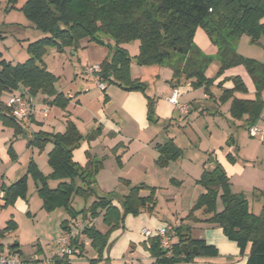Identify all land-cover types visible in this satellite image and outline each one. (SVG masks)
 Instances as JSON below:
<instances>
[{"label":"trees","instance_id":"trees-1","mask_svg":"<svg viewBox=\"0 0 264 264\" xmlns=\"http://www.w3.org/2000/svg\"><path fill=\"white\" fill-rule=\"evenodd\" d=\"M16 1L7 0L12 5ZM21 12L29 26L41 32L44 37L27 44L28 58L23 63L12 64L0 56V96L8 93L33 98L40 94L47 99L52 98L48 105L65 110L69 98L56 91L57 77L48 72L43 63L48 48L63 53L65 48L76 49L82 39L102 44L103 37H109L116 47L110 57L99 64L100 70L97 73L98 81L104 85H114L126 92L144 93L145 85L131 78V58L121 47L137 40L139 52L134 57L135 63L138 66H168L172 70L173 79L169 83L172 87L184 80L192 89L202 88L207 95L210 94L209 89L215 78L230 68L244 67L255 87V99L236 98L234 93H246L247 90L241 78L231 77L228 80L233 87L222 90L219 101L221 104L230 102L229 112L233 118L246 116L249 128L261 119L264 112L261 100L264 64L239 55L236 45L239 38L245 35L250 43L264 47V0H26ZM197 29L203 30L215 46L214 58L204 54L195 45ZM214 60L218 64V71L214 78H208L205 73ZM146 99L147 121L155 124L158 122L155 115L156 100L148 96ZM0 120L14 128V136L25 133L26 123L16 120L9 109L2 105ZM100 130L101 127H97L83 136L76 125L67 120L62 133H34L29 146L43 149L49 143L52 145L47 154L50 175L43 176L30 161L25 175L1 188L4 206L12 205L17 198H25L27 179L28 176L32 177L42 209L47 212L60 209L68 213L72 223L64 221L63 232L69 231L80 217L84 225L82 236L90 241L89 246L98 258L106 247L109 234L123 226L127 215L151 214L156 203L155 189L122 181L129 187V191L120 200L121 209L115 207L109 197L97 198L79 212L72 209L74 197L85 201L92 197L95 176L102 167V162L89 154L86 155L85 165L77 164L73 161V151L82 141L97 138ZM156 150L154 164L158 168H166L182 156V151L171 140L164 145H157ZM8 154L15 160L12 147ZM226 157L231 163L235 161L231 154ZM49 179L57 182L54 188L50 187ZM170 182L175 184L173 180ZM195 183L202 189V193L184 220L220 228L223 235L236 244L241 255L250 245L245 264H264V204L259 215L250 213L245 198L231 191L229 178L216 163L212 170L204 169ZM142 191H148V194L142 196ZM218 201L222 206L220 211H217ZM197 211H202L207 217L200 221L195 216ZM98 215L102 218V224L108 228L105 233L100 232L93 223ZM10 227L12 225L9 222L8 227L0 231V237ZM190 231L186 225L174 227L177 242L173 245L170 258L165 257L166 251L160 247L157 237L147 239L148 252L155 263L192 262L196 257L192 252L194 247L198 250V256L218 255L214 246L207 245L203 240L191 239ZM77 243L73 241V245ZM182 244H187L185 250L181 248ZM17 247V244L10 246L13 254ZM84 252L85 248L80 245L78 256ZM62 260L68 261V258ZM62 260L55 259L53 264H61ZM97 262L98 259H94L87 264Z\"/></svg>","mask_w":264,"mask_h":264},{"label":"rangeland","instance_id":"rangeland-1","mask_svg":"<svg viewBox=\"0 0 264 264\" xmlns=\"http://www.w3.org/2000/svg\"><path fill=\"white\" fill-rule=\"evenodd\" d=\"M25 1L26 0H17L12 5L9 4L7 0H0V56L6 62L12 64L23 63L27 60V43L44 37L41 32L29 26V22L21 12V8ZM197 33L195 45L198 48L203 46V51L205 50L204 52H207L209 55L211 49L206 47L207 42L204 39L207 38L204 31L197 29ZM200 35H204L202 42ZM115 47V43L111 38L103 37L102 44L90 42L86 38L79 42V46L76 49L65 48L63 53H58L54 48H48L44 59H48L53 66L58 63L52 72L57 77V82L55 84L56 91L64 94L72 93L76 95L77 86L81 83L83 87L90 89V93H94L95 95L92 79L89 76H85L84 70L93 66L95 62L103 59L107 54L111 55ZM121 47L126 50L131 58V78L135 79L140 76L138 81L145 85L144 94L146 96L151 98L161 97V93L168 88L169 83L173 79L172 70L166 65L155 64L138 66L134 61V57L139 52V42L137 40L125 43L121 45ZM236 50L242 57L253 59L264 64V47L250 43L247 36L243 35L239 38ZM59 54H61V60L56 59V55ZM211 57L214 58L213 56ZM239 67L242 69L241 71L246 72L244 67ZM217 71L218 64L214 60L207 68L205 74L208 78H214ZM239 71L235 72L238 73ZM225 72L219 78H215L213 85L209 89L210 94L206 95L203 89L201 91L195 89L193 96L185 98L186 102L189 104L200 103V100L202 102L201 107L198 106V104L190 106L189 122L186 119H182L179 123H173L167 128L162 122H156L155 124H150L148 122L147 127H149L148 131L153 132L154 140L158 141L160 144H164L168 140L166 136H169V138L172 137L174 140L173 143L182 151V156L177 160H180L181 167L186 170L191 177H199L203 164H208L216 154V158H218L219 163L223 164L224 167L222 166V168L229 178L231 191L241 194L245 198L250 213L259 215L264 204V120H259L254 125L260 132L256 135H250L248 131L249 127L244 117L235 119L231 116L229 111L227 112L222 109L218 112L219 105L226 104H221L219 101V97L222 93V86L226 87L228 85L227 79L224 78V76H226ZM245 81L247 83V87L245 86L247 90L246 93L236 92L234 94L235 97L238 99H255V93H250L249 91L251 89L250 82L247 78ZM109 86L110 85L105 84V87L108 88ZM99 93L103 97V93ZM8 97V93H4L0 96V106L7 105ZM35 97V115L37 117L40 113V104L38 103H40L39 100H41L43 96L39 94ZM48 99L52 100V98ZM262 101L264 103V93ZM94 106L97 107L96 109H99V107L103 108V101L99 104L95 101ZM43 108L46 109L44 111H48L47 114L49 116H52V114L56 112L55 109L57 107L49 108L46 106ZM84 116L86 117L87 115ZM25 123L29 122L25 121ZM79 127L82 133H85L88 128L83 125H79ZM26 128L27 130L23 135L14 136V128L4 124L2 120H0V137L4 136V134L11 135L5 145H0V149L3 148L5 151V154L0 151V231L8 227L9 222L10 226L12 225V227L4 232L3 237H0V254L3 256L13 254V250L10 246L17 244L18 247L14 249V255L17 256L23 264H42L44 262L53 264L55 259H63L58 254L56 242L63 230L62 223L64 221L72 223L68 213L60 209L52 212L43 210L41 200L36 193L35 183L30 176H28L27 179V192L25 198L19 197L15 200L14 204L4 206L1 194V188L3 186L13 184L27 173V166L30 161L37 166L43 176L48 177L51 173V169L47 163V154L51 150L52 145L49 143L45 145L43 149H37L36 147L29 146V142L36 132H52V130H55L54 125L47 123L42 128L35 124L29 126L26 124ZM94 140L97 142L92 145V148L90 147L91 154L97 155L96 158L95 156H93V158L101 161L102 167L95 176L96 182L93 187L92 197L88 198L86 201L77 196L74 197L71 207L76 212L87 208L97 198L109 197L113 199L114 196H118V191L115 192L117 181L113 179L114 174L120 171L122 164H126V161H130L131 165L137 163V153L132 156L131 154L138 150L131 141L121 138L115 140L110 137H97ZM120 142H122V144H120ZM228 143H231L228 152H230L235 159L233 163L229 162L226 157L228 154L226 151ZM123 145L124 148L122 147ZM10 147H12L15 152V160H12L8 154ZM211 154L214 155L211 156ZM129 165H126L125 168ZM189 181L190 178L185 179L183 183L177 182L176 180L175 184L169 182L166 188H155L154 196L156 203L151 215L156 216L158 219H162L166 216L167 218L169 217V220H172L171 214L174 211L179 212L182 210L181 203L180 200L169 201L166 196L172 195L176 197L178 189L182 184L185 182L189 183ZM48 183L51 188H54L57 184L56 181L51 179L48 180ZM192 183V188L197 189L199 187L194 181ZM142 192L148 194V191ZM202 213V211H197L195 212V216H201ZM186 215H182L181 218H184ZM129 216L136 219L141 216V214ZM97 219L98 225L101 227L103 225L101 216L98 215ZM77 220L82 223L80 217H78ZM145 229L151 228L145 227ZM85 250L88 251L86 259H92L90 252L93 249L89 246L86 247ZM124 256L133 261L136 258L135 252L131 250V248L127 249ZM200 257L201 256H196L194 259ZM68 259L72 260L73 257H69ZM194 259L192 262H180L176 264H198L194 262ZM134 262L133 264H135ZM61 264H69V261L62 260Z\"/></svg>","mask_w":264,"mask_h":264},{"label":"crops","instance_id":"crops-1","mask_svg":"<svg viewBox=\"0 0 264 264\" xmlns=\"http://www.w3.org/2000/svg\"><path fill=\"white\" fill-rule=\"evenodd\" d=\"M197 30L194 36V43L195 37L197 36ZM206 36V35H205ZM204 38V35H200L201 42ZM207 38V36H206ZM207 42L206 47L210 48L211 51L209 55L207 52L203 51V46L200 49L204 54L208 56H215L216 48L211 44L209 39H204ZM29 43V42H28ZM27 43V44H28ZM58 54V53H56ZM57 60H61V54L56 55ZM110 57V55L104 56L103 59L95 62L94 65H99L103 60H106ZM48 59H43V63L45 68L48 72L52 73L54 71L53 64ZM59 62V61H58ZM240 70V71H239ZM242 69L238 67L228 69L224 76L225 79L228 81V85L222 86L223 89H231L233 84L230 80L231 77H240L241 80L246 84L245 79L250 82L251 89L249 90L250 93H255V87L252 83L250 77L246 74L245 71H241ZM235 71H239L236 73ZM245 73V74H243ZM53 74V73H52ZM85 76H89L92 79L94 88H95V95L94 93H90L91 90L83 87L81 83L77 86V93L76 95L64 94L62 93L65 98H69L68 106L65 110H61L58 107L55 109L56 112L49 116L47 113L48 111H44L43 107H55L50 106L47 103L51 101V99H47L44 96L41 97L39 100L40 103V110L39 115L36 117L35 112V103L34 100L36 97L31 98L33 100V114L29 121L26 123L29 125L35 124L38 127H44L45 124H53L54 129L51 131H43L48 133H62L65 130V122L67 120H71L81 133V135H86L90 131L96 129L97 127H101L100 135L98 138H105L110 137L114 138L115 140L118 138L126 139L131 141L136 149L137 152H133L131 154L134 155L137 153L138 158L137 163L131 165L130 161H126V164H122V168L116 174H114L113 179L117 181L115 192L118 191V196H114L112 199V204L120 208V200L121 197L126 195L129 191V187L125 186L122 181H128L131 185H139L143 184L149 188L153 189H163L169 185L170 180H177V182H184L185 179L190 178L189 183H184L178 189V193L176 197L172 195H165L169 201H178L180 200L181 203V211H174L172 215V220H169L164 216L162 219H158L156 216H152L148 213H143L136 219H133L129 215L124 218L123 226L119 229L114 230L110 236L108 237V241L106 247L101 253V256L98 258V255L95 251L91 250L92 259H98L96 264H156L155 260L150 256L148 252V240L142 237L141 231L145 229V227L151 228L150 230L154 231L164 226H174L178 227L179 225L187 226L191 229L189 235L193 240H203L207 245L214 246L217 251L218 255L216 257H207L203 256L200 258L194 259L195 263L198 264H245L247 260V256L250 250V245L247 246L243 255L239 253V249L237 248L236 244L232 241H229L222 233V230L215 226H210L203 222L193 223L188 220H184L187 216L186 214L189 212L195 201L197 200L198 196L202 193V189L198 187L197 189L192 188L193 181L195 182L199 177H191L189 173L184 170L180 165V160H176L170 163L166 168H158L154 164V160L157 157V145H164L168 141H172V137H167V141L163 143H159L158 141L154 140V134L149 130L148 121H147V99L146 95L141 92L132 91L126 92L122 89L118 88L117 86L110 85L108 88L102 91L96 87L95 82L93 81V77L89 75L86 70H84ZM140 76H138L139 78ZM135 78V80H138ZM99 92L103 93V97L100 95ZM197 90H202L199 88ZM177 92V102L180 106H186L188 109V114L183 115L179 112V108L173 104H171L168 99L172 96V93ZM264 91L261 94V100ZM194 94V89L190 87V84L181 80L180 84L176 87L168 85V88L163 90L161 93V97L154 98L156 100L155 103V115L157 117L158 122H162L165 127L171 126L173 123H179L180 120L186 119L189 122L190 119V106L197 105L202 106V102L200 103H191L189 104L186 102L185 98L191 97ZM235 94V93H234ZM12 94H9V97ZM205 95V94H204ZM235 96V95H234ZM8 97V98H9ZM36 101V100H35ZM96 101L99 104L103 101V108L96 109L97 107L94 106V102ZM215 102V101H214ZM7 108V105L5 106ZM230 102H227L224 105H219L218 109L220 112L221 109L225 111H229ZM202 109V108H199ZM198 109V110H199ZM71 110V111H70ZM201 111V110H199ZM67 113V114H66ZM84 115H87L86 117ZM41 117V119H40ZM246 119V116H244ZM264 119V112L261 116L260 120ZM26 124L24 125L25 131L27 130ZM79 125H83L84 127H88L85 133L81 132ZM82 127V126H81ZM125 128V130H124ZM182 129V128H181ZM125 131V132H124ZM10 134H4V136L0 137V145H5L7 141L10 139ZM136 137V138H134ZM175 137V136H174ZM97 141H82L80 146L73 151V161L77 164L83 166L85 165L87 158L86 155L89 154L92 157L97 155L91 154V148L94 143ZM174 142V140L172 141ZM122 144V142H120ZM227 145V144H225ZM229 145V146H228ZM226 151L228 152L231 143H228ZM91 147V148H90ZM124 148V145L122 146ZM222 149V148H221ZM0 151L5 154L3 148ZM118 153V152H117ZM228 154H231L228 152ZM214 154H211L213 156ZM131 160V159H130ZM218 164L220 167L223 164L219 163L218 158L215 156L210 160L208 164H203L202 171L212 170L214 165ZM130 164V165H129ZM126 165L127 168H125ZM224 167V166H223ZM181 170V171H180ZM201 171V173H202ZM200 173V175H201ZM199 175V176H200ZM96 182V181H95ZM142 196L147 195L145 192L140 193ZM179 198V199H178ZM222 209L220 201L217 203V211ZM182 215H186L184 218H181ZM207 216L203 213L201 216L197 218L201 221L204 220ZM97 229L105 233L108 228L104 225L101 227L98 225V219L93 221ZM63 230L61 231L59 237L62 235ZM58 237V238H59ZM173 242H177L176 236L173 237ZM89 247V246H88ZM131 248L135 252V260H129L125 258L124 254L127 249ZM181 248L185 250L187 248V244H182ZM87 250L81 255L77 257H73L72 260L68 259L69 264H87L88 259H86ZM194 264V263H193Z\"/></svg>","mask_w":264,"mask_h":264},{"label":"built area","instance_id":"built-area-1","mask_svg":"<svg viewBox=\"0 0 264 264\" xmlns=\"http://www.w3.org/2000/svg\"><path fill=\"white\" fill-rule=\"evenodd\" d=\"M99 65H93L86 69V72L93 77V81L96 87L100 90L105 89V85L98 81L97 73L99 72ZM177 92L174 91L172 96L168 101L179 108V112L183 115L188 114V109L186 106H180L177 102ZM33 100L31 98H26L21 95H11L7 102V108L10 114L18 121L25 122L30 121L33 114ZM250 135H256L260 131L255 126L249 128ZM84 225L81 222H76L69 231H65L57 239L58 254L62 258L77 257L80 254V245L84 248L90 245L89 240L84 238L82 235ZM141 234L144 238L150 239L152 237H157L159 240L160 247L166 251V258H170L173 255V237H174V226H164L158 230L152 231L150 229H142ZM73 241H77L76 245H73ZM0 264H23V262L14 254H9L6 256H0ZM42 264H48L44 262Z\"/></svg>","mask_w":264,"mask_h":264},{"label":"water","instance_id":"water-1","mask_svg":"<svg viewBox=\"0 0 264 264\" xmlns=\"http://www.w3.org/2000/svg\"><path fill=\"white\" fill-rule=\"evenodd\" d=\"M192 252H193V254H194L195 256H198V250H197L196 247H194V248L192 249Z\"/></svg>","mask_w":264,"mask_h":264}]
</instances>
